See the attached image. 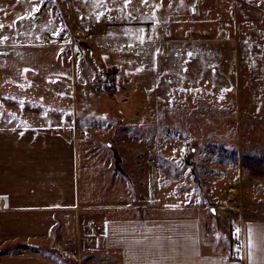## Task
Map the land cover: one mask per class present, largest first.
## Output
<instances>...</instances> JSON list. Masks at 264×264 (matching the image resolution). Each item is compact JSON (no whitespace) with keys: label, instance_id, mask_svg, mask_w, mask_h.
<instances>
[{"label":"rangeland","instance_id":"obj_1","mask_svg":"<svg viewBox=\"0 0 264 264\" xmlns=\"http://www.w3.org/2000/svg\"><path fill=\"white\" fill-rule=\"evenodd\" d=\"M0 25V195L11 205H76L55 224L88 215L92 231L101 205L196 209L206 250L232 252L233 230L264 218V0H0ZM62 234L85 264L81 237Z\"/></svg>","mask_w":264,"mask_h":264},{"label":"crops","instance_id":"obj_2","mask_svg":"<svg viewBox=\"0 0 264 264\" xmlns=\"http://www.w3.org/2000/svg\"><path fill=\"white\" fill-rule=\"evenodd\" d=\"M145 147L150 149V146ZM127 163L124 160L125 169ZM144 182H148V177ZM134 195L128 193L127 198ZM139 195L143 198L146 192L139 191ZM12 203L14 201L10 202L0 195V213L43 212L46 215L31 219V224L20 222L24 219L13 216H0V237L4 235L0 246L25 245L21 254L15 250H10L8 255L5 250L0 251V256H4L3 261L0 257V264H74L58 253L60 243L63 242L59 235L64 231L65 234L75 235L71 241L81 237L80 252L85 264H264V218H253L252 215L244 219L245 247L238 249L235 245L232 252L228 247L217 250L211 247L206 250L203 225L196 209L189 213L162 216L155 213L159 211L156 204H149L154 205L153 210L145 212L142 208L140 213L133 211V203L101 205L90 214L94 222L92 231L84 222L88 215H76L73 219L70 215L72 212L66 213L55 224L54 214L57 211H74L77 210L76 205L55 206L40 202L30 206H15ZM118 211H125V214L120 216ZM13 221L15 225L24 224L25 227L19 230L6 225L13 224ZM60 228V234L56 235V229ZM32 249L37 250L23 255V250ZM55 250L59 257L55 255ZM238 251H243L242 256L237 254Z\"/></svg>","mask_w":264,"mask_h":264},{"label":"built area","instance_id":"obj_3","mask_svg":"<svg viewBox=\"0 0 264 264\" xmlns=\"http://www.w3.org/2000/svg\"><path fill=\"white\" fill-rule=\"evenodd\" d=\"M219 212L220 211L218 210V214ZM233 231H234L235 243L240 247H242L245 242V233L243 232L242 228L239 229L235 228ZM59 252L62 255V257L66 259L74 260L76 264H81V258L79 252H77L69 242L63 243ZM237 254L239 256H242V251H238Z\"/></svg>","mask_w":264,"mask_h":264},{"label":"bare ground","instance_id":"obj_4","mask_svg":"<svg viewBox=\"0 0 264 264\" xmlns=\"http://www.w3.org/2000/svg\"><path fill=\"white\" fill-rule=\"evenodd\" d=\"M164 30H165L164 27L160 28V33H164V32H163ZM225 33H226V32H225ZM233 191H234V190L231 191V192H232V193H231L232 196H233ZM229 206H230V208L233 207V206H231V205H229ZM229 206L226 207V208L223 207L224 209H223V208H219V211L222 212L224 216H227V215L229 214V211H230V210H229V209H230Z\"/></svg>","mask_w":264,"mask_h":264},{"label":"snow or ice","instance_id":"obj_5","mask_svg":"<svg viewBox=\"0 0 264 264\" xmlns=\"http://www.w3.org/2000/svg\"><path fill=\"white\" fill-rule=\"evenodd\" d=\"M32 11L39 12L40 9L39 8H34V9H32ZM0 27H3V25H0ZM5 39H7V37H5ZM189 55H191V53H189Z\"/></svg>","mask_w":264,"mask_h":264},{"label":"trees","instance_id":"obj_6","mask_svg":"<svg viewBox=\"0 0 264 264\" xmlns=\"http://www.w3.org/2000/svg\"><path fill=\"white\" fill-rule=\"evenodd\" d=\"M69 261H72V263L76 264V262L74 260L69 259Z\"/></svg>","mask_w":264,"mask_h":264},{"label":"water","instance_id":"obj_7","mask_svg":"<svg viewBox=\"0 0 264 264\" xmlns=\"http://www.w3.org/2000/svg\"><path fill=\"white\" fill-rule=\"evenodd\" d=\"M213 212H215V209H213Z\"/></svg>","mask_w":264,"mask_h":264}]
</instances>
